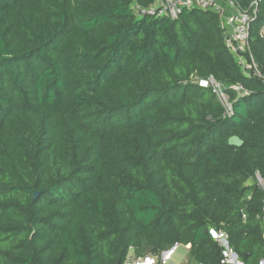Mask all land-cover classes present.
<instances>
[{
  "label": "trees",
  "instance_id": "trees-1",
  "mask_svg": "<svg viewBox=\"0 0 264 264\" xmlns=\"http://www.w3.org/2000/svg\"><path fill=\"white\" fill-rule=\"evenodd\" d=\"M154 2L0 0V264H123L176 242L183 264H220L210 227L264 256V83L216 12L132 7ZM250 45L264 71V0ZM211 75L231 113L197 84Z\"/></svg>",
  "mask_w": 264,
  "mask_h": 264
},
{
  "label": "built area",
  "instance_id": "built-area-1",
  "mask_svg": "<svg viewBox=\"0 0 264 264\" xmlns=\"http://www.w3.org/2000/svg\"><path fill=\"white\" fill-rule=\"evenodd\" d=\"M261 3L262 0H254L250 9H243L233 0H155L150 6L133 3L132 7L140 16H165L170 18H178L184 9H203L216 12L221 19L226 46L236 57L241 71L246 76H255L261 79L264 83V71L256 62L250 45L251 23L258 15ZM197 84L200 87H210L217 98L225 104L228 113L232 112L227 87L217 81L214 76L199 79ZM232 88L239 95L248 92L241 84L234 85ZM256 176L259 186L264 191V177L259 173ZM258 219L262 225V236L264 238V198L262 212ZM246 220L247 216L244 214L243 221ZM209 231L213 240L220 247V264H249L230 243L229 235L225 230L210 227ZM180 245L182 244L176 242L169 248L143 255H134V247H131L123 264H175L173 255ZM185 246L189 249L191 244L188 243ZM255 264H264V256L257 259Z\"/></svg>",
  "mask_w": 264,
  "mask_h": 264
},
{
  "label": "rangeland",
  "instance_id": "rangeland-1",
  "mask_svg": "<svg viewBox=\"0 0 264 264\" xmlns=\"http://www.w3.org/2000/svg\"><path fill=\"white\" fill-rule=\"evenodd\" d=\"M258 181V178H257ZM259 184V183H258ZM134 255H137L134 248ZM250 259H258L257 256L250 257ZM173 260L177 264L187 263L190 260V250L185 245H180L173 255Z\"/></svg>",
  "mask_w": 264,
  "mask_h": 264
},
{
  "label": "water",
  "instance_id": "water-1",
  "mask_svg": "<svg viewBox=\"0 0 264 264\" xmlns=\"http://www.w3.org/2000/svg\"><path fill=\"white\" fill-rule=\"evenodd\" d=\"M230 142H231V143H234V144H237V143H239V140H238L237 137L233 136V137L230 138ZM37 195H38V191H35L34 196H37ZM249 256H250V253H246V254H244V257H245V258H247V257H249ZM175 264H176V263H175Z\"/></svg>",
  "mask_w": 264,
  "mask_h": 264
}]
</instances>
